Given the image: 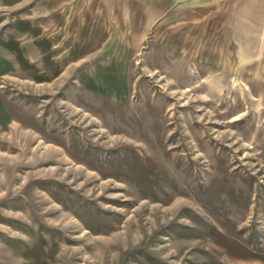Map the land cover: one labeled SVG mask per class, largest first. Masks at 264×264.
<instances>
[{
	"label": "rangeland",
	"instance_id": "rangeland-1",
	"mask_svg": "<svg viewBox=\"0 0 264 264\" xmlns=\"http://www.w3.org/2000/svg\"><path fill=\"white\" fill-rule=\"evenodd\" d=\"M0 264H264V0H0Z\"/></svg>",
	"mask_w": 264,
	"mask_h": 264
}]
</instances>
